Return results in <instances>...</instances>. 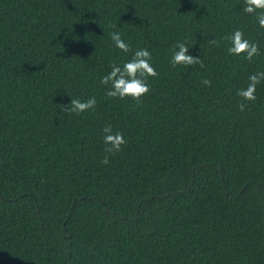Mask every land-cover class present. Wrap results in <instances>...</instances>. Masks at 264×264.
<instances>
[{"label":"trees","instance_id":"16d2710c","mask_svg":"<svg viewBox=\"0 0 264 264\" xmlns=\"http://www.w3.org/2000/svg\"><path fill=\"white\" fill-rule=\"evenodd\" d=\"M243 5L0 0V264H264V80L236 94L264 71V28ZM236 29L251 61L227 52ZM178 42L203 67H172ZM142 48L150 91L108 97L101 78Z\"/></svg>","mask_w":264,"mask_h":264},{"label":"clouds","instance_id":"9594fccd","mask_svg":"<svg viewBox=\"0 0 264 264\" xmlns=\"http://www.w3.org/2000/svg\"><path fill=\"white\" fill-rule=\"evenodd\" d=\"M243 12L247 14H256L255 19L259 27L264 28V0H244L242 8ZM259 10V11H258ZM115 27V25H111ZM116 48L122 52L131 51L130 46L121 38L120 33L113 32L110 34ZM229 46L227 52L229 55L241 56L248 61L260 54V47L258 43L249 41L244 37V33L240 29L234 30L230 35L224 37ZM213 45H218L219 42L215 39L210 41ZM176 49L171 57L170 64L172 67L177 65L192 66L199 64L203 67V61L199 55H192L189 53V47L183 42H178L174 45ZM152 59L151 53L147 48L137 49L130 60H127L123 65H111V71L103 76L100 83L108 87L106 95L111 98L125 99L131 97L139 104L140 98L146 95L149 91L147 80L149 77H156L158 75L156 69L150 63ZM264 80V71L252 74L249 77V83L246 88L238 89L237 95L243 101L256 100V87ZM204 85H211V80L205 79L202 81ZM96 98L89 97L87 100H80L79 98H72L67 105H63L62 110L70 114H81L89 109H94L96 106ZM245 103L239 104V109L244 111ZM103 143L107 145L105 152L108 154H115L121 150L122 145L126 143L123 134L120 132H113L111 125H107L102 129ZM101 163L107 165L109 163V155H105Z\"/></svg>","mask_w":264,"mask_h":264}]
</instances>
